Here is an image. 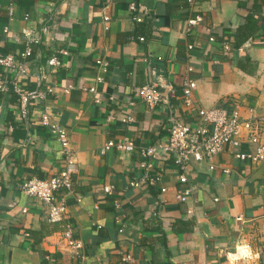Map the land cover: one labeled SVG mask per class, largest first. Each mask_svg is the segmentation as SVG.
<instances>
[{"label":"crops","instance_id":"obj_1","mask_svg":"<svg viewBox=\"0 0 264 264\" xmlns=\"http://www.w3.org/2000/svg\"><path fill=\"white\" fill-rule=\"evenodd\" d=\"M11 1L15 16L9 20L10 0H0V53L21 61L22 29L32 27L41 37L25 59L28 73L0 65L8 83L0 89V264H264V161H242L230 147L210 161L192 163L189 180L180 183L172 159H159L152 173L164 172L165 193L158 184L129 185L141 174L140 148L153 145L162 155L169 142L170 105L135 98L136 89L149 82L164 92L165 84L173 87L170 103L181 115L186 78L196 80L201 106L228 107L238 100L244 116L260 121L264 142V0ZM131 1L149 8L144 21L131 18ZM196 16L201 20L188 28L187 20ZM51 56L62 64L49 65ZM98 56L110 61L103 82H96ZM15 85L25 92L47 86L54 91L32 99L23 117ZM68 85L74 87L65 93ZM92 85L101 102L84 89ZM46 105L51 121L69 133L76 167L73 190L57 191L68 207L57 223L19 187L26 178H49L65 166L59 140L39 118ZM123 137L137 150L100 152L106 141ZM105 185L114 186L112 194ZM188 187L193 193L178 199ZM161 197L164 202L157 203ZM67 224L84 242L78 255L63 237ZM238 245L249 254L231 259L239 255ZM127 254L130 259L123 258Z\"/></svg>","mask_w":264,"mask_h":264},{"label":"built area","instance_id":"obj_2","mask_svg":"<svg viewBox=\"0 0 264 264\" xmlns=\"http://www.w3.org/2000/svg\"><path fill=\"white\" fill-rule=\"evenodd\" d=\"M194 2V0H190ZM129 11L131 18L136 22H142L147 18L150 13L149 8L143 4L131 1L129 3ZM9 20L14 19L15 16V3L10 0L7 7ZM25 19H30V14L24 16ZM104 20H109V16H104ZM201 20L200 16H196L187 20V27L190 28L196 25ZM108 26H106V29ZM9 26L4 28L8 31ZM42 31L46 32L47 27L43 26ZM153 31L157 33L158 28L153 26ZM25 42V49L21 53L23 60L17 61L12 54L0 53V65L8 69H17L18 74L24 75L29 72L25 59L32 54L33 44L40 40V34L34 28H23L21 33ZM140 41L146 38L143 35L138 36ZM214 40V37H210ZM192 47V46H190ZM222 50L228 54L231 50L230 42L225 41L222 44ZM63 54H68L66 49H62ZM48 64L51 66H60L62 61L57 56H51L48 59ZM95 66L98 71L96 75V82H103L105 73L110 67V61L104 56L95 58ZM188 67L187 70H191ZM43 74L36 76L38 84L41 83ZM12 84V83H11ZM15 84V83H14ZM7 81L3 78L0 72V89H7ZM17 91L20 93L21 102V115L27 117V105L33 99L44 97L45 93L54 91L53 86H47L45 91H21L15 85ZM73 85H68L64 88L65 93H69ZM167 92H164L157 82H149L136 89L135 98L147 102L150 106H156L159 103L170 105L171 109L168 122H169V142L165 147L166 152L158 155L156 148L153 145L140 148V153L144 159L140 162L139 166L141 174L129 180V185L132 187H140L143 185H160V192L163 194L167 191V187L163 184V171L152 173L155 167L156 160L172 159V162L177 171V177L180 183H186L189 176L192 174L191 164L196 162L210 161L215 155L232 147L234 155L242 161L248 162H261L264 161V142L262 139L263 130L260 126V121L252 116H244L243 105L238 100H232L228 107L226 106H201L195 99V92L198 88L196 80L186 78L183 82V95L182 106L184 114L181 115L174 111L173 105L170 103V95L174 92L173 87L169 84L164 85ZM92 94L97 93L96 85L84 88ZM94 95L95 102H101L99 96ZM113 99V96L110 97ZM251 111V109H249ZM39 118L42 123L47 126L52 134L56 136L61 144L60 152L64 157L65 166L55 175L49 178L30 177L22 180L19 183L21 191L29 196L38 198L46 208L47 219L51 223H57L64 220L68 207L65 201V196L58 197L57 191L59 189L73 190V175L76 172L74 152L71 145V140L67 129L56 123L52 122V111L50 106L46 105L41 110ZM129 118L123 119L124 121ZM248 143L247 150L241 149V145ZM126 150L135 151L137 146L133 140L128 137L121 139H110L106 141L101 147L100 152L105 153L108 150ZM211 169L214 165L211 163ZM228 172L229 169H225ZM105 193L112 194L114 191L113 185H105L103 187ZM193 188L188 187L183 191L177 193V198L186 200L192 193ZM164 198H158L157 203H163ZM116 208L120 207V201L114 199ZM26 211V208L22 209ZM119 219L117 218V221ZM124 226L119 227L122 232ZM28 235V233H27ZM63 237L66 245L73 254H80L84 248V242L80 238L73 235V228L71 224H67L63 231ZM124 259H130V255H124ZM186 264H203V263H186Z\"/></svg>","mask_w":264,"mask_h":264},{"label":"clouds","instance_id":"obj_3","mask_svg":"<svg viewBox=\"0 0 264 264\" xmlns=\"http://www.w3.org/2000/svg\"><path fill=\"white\" fill-rule=\"evenodd\" d=\"M237 252L239 253V255L236 257H231V259H238L240 258V256H247L249 254L246 245H238Z\"/></svg>","mask_w":264,"mask_h":264},{"label":"water","instance_id":"obj_4","mask_svg":"<svg viewBox=\"0 0 264 264\" xmlns=\"http://www.w3.org/2000/svg\"><path fill=\"white\" fill-rule=\"evenodd\" d=\"M10 88L12 89L13 88V85L10 83Z\"/></svg>","mask_w":264,"mask_h":264}]
</instances>
